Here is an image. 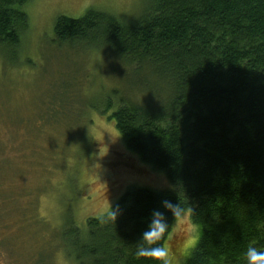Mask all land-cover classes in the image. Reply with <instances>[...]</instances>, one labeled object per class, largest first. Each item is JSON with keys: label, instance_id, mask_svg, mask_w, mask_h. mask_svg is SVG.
I'll list each match as a JSON object with an SVG mask.
<instances>
[{"label": "trees", "instance_id": "16d2710c", "mask_svg": "<svg viewBox=\"0 0 264 264\" xmlns=\"http://www.w3.org/2000/svg\"><path fill=\"white\" fill-rule=\"evenodd\" d=\"M30 1L0 0L1 58L17 59ZM54 31L100 40L148 69L156 80L149 98L116 91L105 112L127 148L173 183L130 186L112 206L116 220L104 213L85 229L70 223L67 254L77 264H156L136 257V244L152 210L179 196L196 205L202 228L182 264H246L249 244L264 248V0H151L127 21L89 7L60 15Z\"/></svg>", "mask_w": 264, "mask_h": 264}, {"label": "rangeland", "instance_id": "374dc122", "mask_svg": "<svg viewBox=\"0 0 264 264\" xmlns=\"http://www.w3.org/2000/svg\"><path fill=\"white\" fill-rule=\"evenodd\" d=\"M150 3L26 5L29 27L17 59L0 56V264H77L65 251L70 223L85 229L130 186L173 188L164 170L127 148L105 112L107 99L119 100L116 91L147 100L156 81L148 69L97 47L100 40H61L54 31L60 15L92 7L127 21Z\"/></svg>", "mask_w": 264, "mask_h": 264}, {"label": "clouds", "instance_id": "9594fccd", "mask_svg": "<svg viewBox=\"0 0 264 264\" xmlns=\"http://www.w3.org/2000/svg\"><path fill=\"white\" fill-rule=\"evenodd\" d=\"M161 205L164 211L159 208L152 210L147 228L136 244L135 256L150 258L156 264H179L178 257L191 256L202 241L196 205L189 200L185 203L180 196L176 202L163 199ZM106 214L116 220L118 209L111 205ZM245 257L246 264H264V248L249 244Z\"/></svg>", "mask_w": 264, "mask_h": 264}]
</instances>
